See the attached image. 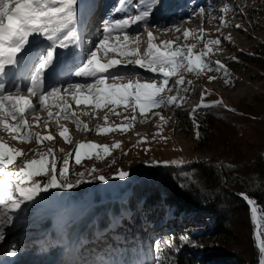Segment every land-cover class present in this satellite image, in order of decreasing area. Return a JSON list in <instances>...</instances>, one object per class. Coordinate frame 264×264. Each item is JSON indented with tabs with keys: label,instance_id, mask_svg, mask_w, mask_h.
Wrapping results in <instances>:
<instances>
[{
	"label": "rangeland",
	"instance_id": "rangeland-1",
	"mask_svg": "<svg viewBox=\"0 0 264 264\" xmlns=\"http://www.w3.org/2000/svg\"><path fill=\"white\" fill-rule=\"evenodd\" d=\"M62 1H66L64 5ZM91 1L19 2L24 5V13L29 14L33 9L38 10L35 15L49 13L53 20L48 22L50 24L58 16L63 19L62 11L64 14L69 12L70 16L78 15L73 21L75 29L81 24L82 13ZM149 1L146 8H141L139 3L136 5L135 0L120 2V5H134L136 15L141 17L143 14L142 20L148 26L135 31L137 21L132 18L124 27V39L117 36L103 57L98 55L97 62L117 63L114 72H107L117 73L115 79L100 77V87L94 85L74 94L63 93V99L55 104L54 109L45 107V111H41L39 108L38 119L29 118L30 124L21 114L14 119L12 113L2 106L0 264H149L150 237L154 234L171 227L183 229L193 221L197 233L210 228L212 222L207 215L188 213L173 221L157 209L134 210L133 206L122 211L126 217L113 222L109 231L100 233V229L97 232L94 229L93 241L84 239L80 245L77 243L70 248H65L63 243L60 250L54 252L44 246L45 236L35 233L29 218L32 213L44 214L50 221L74 224L100 203L128 205L130 188L106 196L108 198L104 196L103 191L112 188L109 185L112 181H130L131 173H136L139 178L130 181L132 186L145 176L141 169L160 173L164 168L223 160L219 146L202 142V134L204 139L205 136L197 129L195 113L214 106L236 114L256 100L264 106V72L238 59V56H250L264 45V0H231L227 9H220L217 18L198 8L197 4L202 0H169L168 4L177 16L168 25L165 23L171 15L157 20L163 6L157 0ZM56 5L60 7L56 8ZM1 11L7 12L6 7H1L0 14ZM21 18L18 22L24 28L30 22L28 18L23 17L25 22ZM180 18L183 21L174 24ZM128 30H132L131 33H127ZM25 34L29 40L31 35L27 29H23V37ZM45 37L52 38V35ZM22 44L25 45L23 39ZM170 56L194 64L195 71L191 72L188 67L179 76L168 78L159 69V58ZM164 76L173 89V96L168 98L172 103L154 110L149 93ZM136 99L138 112L147 113L144 116L139 115L134 106ZM47 114L49 118L41 119ZM256 116L254 131L259 138L255 142L264 139V119L260 122L258 112ZM216 119L219 120L215 125H219L222 136L226 134L224 126L242 122L236 117ZM83 142H89L90 149L83 146ZM89 150L93 151L87 152ZM61 156L64 159L58 163ZM151 177L155 178L154 175ZM94 187L103 190H97L95 195ZM245 202L254 227L258 264H264V223L255 204L246 198ZM80 224L84 226L82 222ZM228 227L236 239L231 241L221 237L216 246L228 250L229 256L235 253L237 264L249 263L246 246L242 245V238L247 237L244 218L233 216ZM54 245L52 243L53 248Z\"/></svg>",
	"mask_w": 264,
	"mask_h": 264
},
{
	"label": "trees",
	"instance_id": "trees-1",
	"mask_svg": "<svg viewBox=\"0 0 264 264\" xmlns=\"http://www.w3.org/2000/svg\"><path fill=\"white\" fill-rule=\"evenodd\" d=\"M229 1L231 0H202L198 8L205 10L208 16L217 18L221 8H228ZM238 59L264 72V45L255 49L250 56H238ZM188 67L191 72L195 71L194 64H186L177 56L159 58V69L168 78L179 76ZM166 76L160 77L157 81L158 86L149 93V102L154 110L163 109L172 103L168 98L173 96V89L168 85L169 79ZM142 92L141 89L138 93L141 95ZM260 103L256 100L236 114L214 106L195 113L194 121L197 129L201 130L200 133L203 131L205 136L204 139L202 134V142L219 146L222 151L219 155L223 160L164 168L160 173L152 169H141L145 176L132 186L129 184L130 181L137 179L136 173H131L130 181H112V185L109 183L112 188L103 191L106 197L130 188L128 205L118 206L116 202L100 203L91 207L88 214L79 221L66 225L58 221H50L44 214L32 213L29 218L35 233L44 235V246L57 252L63 243L65 248H70L77 243L80 245L84 239L93 241L94 229L96 232L100 229V233L109 231L113 222L126 217V213L122 214V211H128L133 206H135L134 210L157 209L173 221L188 213L203 214L212 222L210 228L203 233L196 232L197 227L193 221L183 229L177 230L171 227L151 236L149 264H237L235 253L229 256L228 250L216 246L220 244L217 239L221 237H227L231 241L236 239V235L232 237L228 225L229 220L237 216L242 220L244 218L246 222L247 237L242 238V245L246 246L245 252L249 259L247 264H258V249L253 240L254 227L245 198L255 204L264 223V139L255 142L259 137L254 131L257 126L254 122L257 120L256 113L259 114L260 122L264 119V106ZM138 105L136 99L134 106L137 112ZM138 114L144 116L147 113L138 112ZM222 116L224 119L236 117L242 121L223 127L226 130V138L221 135L219 125H215L216 120H219L216 117L223 118ZM151 175L155 178L153 179ZM94 188L97 195L98 189ZM102 190L103 188H100L98 191ZM242 195L244 199L241 198ZM81 222L84 228L81 227ZM52 243L55 244L54 248ZM64 251L66 253V250Z\"/></svg>",
	"mask_w": 264,
	"mask_h": 264
},
{
	"label": "bare ground",
	"instance_id": "bare-ground-1",
	"mask_svg": "<svg viewBox=\"0 0 264 264\" xmlns=\"http://www.w3.org/2000/svg\"><path fill=\"white\" fill-rule=\"evenodd\" d=\"M19 1H21V0H19ZM0 2H1V4H0V9H1V7L5 8V6L9 5L10 3L12 4L14 2V0H0ZM25 2H26V0H23V3H25ZM29 2H31V1H29ZM29 2L27 3V5L29 4ZM65 2L66 1H62V5H64ZM32 6H34L33 8H36L34 3L32 4ZM58 7H60V5H56V8H58ZM179 8L180 7H178V9ZM18 9H19L18 13H13V12L10 13V15H13V14L16 15V17L13 15L12 21L14 22L13 25H17L18 27H14L13 30L9 32V30L11 28L10 27L6 31V33H5L6 36L2 38V40L4 42L10 41L13 43L14 41L18 40V38L12 36V34L13 33H20V34H22V37H23V29H27L31 35L29 37V40L27 39V41L30 43V45H34L36 47V49H35L36 52H38L40 50L42 52H44L47 48H50V46L52 45V47H54V49H56V51L61 52L62 55H64V56H69V55L74 54V48L80 42V34H82V31L78 25L75 26V29L73 27V21L78 18V15H74V14L72 15L71 14V16H70L69 12L64 14V11H62L63 19L60 16H58V19H56V21L54 20V22H52V24H50L48 22L53 21V20L50 18L51 16L49 13H46V15H35L36 14L35 12L38 10L33 9L32 11H29V14H27V12H25L26 13V15H25L23 13L25 11V9H23V6H19ZM6 10H7V8H6ZM171 11L174 12L173 8L171 9ZM8 14H9V12H6V11L2 12L1 11L0 18L3 15L2 20H8V22H10V19H6L4 17L5 15H8ZM23 17L28 18V21L30 22L28 25L26 24L27 26H25L24 28H22L23 24L21 22L20 23L22 25L17 22L18 20L20 21V18L24 20ZM24 22H25V20H24ZM73 29H74V32L72 31ZM39 33H42V34H39ZM49 35H52V38L45 37V36H49ZM63 36H66L67 38L63 39ZM58 48H60V49H58ZM61 49H62V51H61ZM82 52H84V50H82ZM116 65H117V63L112 64V63L107 62V61L106 62L104 61L103 65H100V66L97 65L96 70H97L98 74H97L96 78L101 77V78H105L107 80L115 79L117 77V73L107 74V72H114ZM57 67H58V62H57ZM96 78L94 79V81H97L100 84V81H98ZM55 80H56V78H55ZM106 81H104V82H106ZM52 82H55V81L52 79L49 83H47V86L52 84ZM62 90L63 89H60V91H62ZM73 92H76V89ZM48 93H49V89H46L44 92H42V95L47 96ZM9 94H11V91H8L7 93H5V96L9 95ZM54 95H58V93H55ZM14 101L16 103L14 106V109L11 107L6 108L12 113L11 115L13 118L17 117V116L19 117L21 114L23 117L28 118V121H29L30 120L29 118H34V119L37 118L38 119L36 114H39L37 112L39 110V108L41 111H45V107H41L37 103V94L35 93L33 96H30L29 94H27L25 89L22 92H19L18 94H16L14 96ZM14 101L13 100L7 101V99H3V98L0 99V112L3 109L2 103H6L7 106L9 104H11L13 106ZM9 113H7V114H9ZM47 118H49V114H47L46 116H43L41 119L46 120ZM37 122H39V121L37 120ZM28 124H30V121L28 122ZM61 157L59 158L58 163L61 162L62 159H64L63 156H61Z\"/></svg>",
	"mask_w": 264,
	"mask_h": 264
},
{
	"label": "water",
	"instance_id": "water-1",
	"mask_svg": "<svg viewBox=\"0 0 264 264\" xmlns=\"http://www.w3.org/2000/svg\"><path fill=\"white\" fill-rule=\"evenodd\" d=\"M256 214V213H255ZM255 216V215H254ZM257 216V215H256Z\"/></svg>",
	"mask_w": 264,
	"mask_h": 264
}]
</instances>
